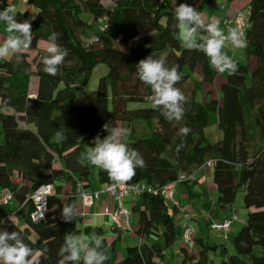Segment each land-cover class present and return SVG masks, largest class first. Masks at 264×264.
Masks as SVG:
<instances>
[{"label": "trees", "instance_id": "1", "mask_svg": "<svg viewBox=\"0 0 264 264\" xmlns=\"http://www.w3.org/2000/svg\"><path fill=\"white\" fill-rule=\"evenodd\" d=\"M214 1L111 0L108 6L103 0H28L38 10L36 17L29 21L25 11L15 13L17 21L31 23L32 44L19 56L0 59V190L13 194L10 203L0 200V230L22 234L33 250L32 264H59L60 247L71 233L99 235L108 256L105 264H168L164 251L179 238L174 218L178 204H172L173 213L162 186L182 175L181 182L186 183L209 162L219 206L232 205L244 191L248 209L245 224L232 239L235 251L229 253L221 245L224 258L218 264H264V0H250L245 8L249 17L245 56L249 61L255 56L256 66L233 58L238 70L234 75L226 73L220 86L222 98L201 102L197 93L214 82L217 71L204 53L182 45L173 27V10L185 3L201 12ZM94 22H101L98 29H93ZM53 32L58 33L57 44L68 51L55 76L43 71L46 48L40 46L49 42ZM150 55L163 59L169 68L178 66L182 78L175 87L188 98L179 122H169L151 106V88L135 76L138 62ZM99 63L109 70L100 78L97 93L85 98L84 89ZM32 76L38 77L34 95L29 92ZM212 113L222 132L214 143L206 136ZM136 119L149 124L154 120L152 136L133 135ZM118 122L130 130L124 142L145 162L128 182L144 183L140 195L128 201L136 219L133 233L151 240L129 243L121 254L107 243L101 227H83L80 216L72 222L61 218L64 204L79 206L73 190L65 197L66 182L80 181L86 188L112 183L100 169L92 180L94 166H80L77 157L94 146L97 135L103 139L108 134L104 124L115 127ZM185 126L192 131L186 137L178 135ZM43 184L52 185L48 213L45 220L34 223L32 195ZM218 247L207 242L194 252L182 245L181 251L190 264H215L208 252Z\"/></svg>", "mask_w": 264, "mask_h": 264}, {"label": "clouds", "instance_id": "2", "mask_svg": "<svg viewBox=\"0 0 264 264\" xmlns=\"http://www.w3.org/2000/svg\"><path fill=\"white\" fill-rule=\"evenodd\" d=\"M173 11L176 21L173 27L178 30L182 45L188 50L195 49L204 53L210 66L219 73L234 75L238 65L223 50L226 47L234 49L247 47L239 27H228L225 32L218 21H206L200 12L185 3L179 4ZM15 13L14 6H7L0 11V22L6 25L7 33L6 38L0 42V59L19 56L32 44L31 23L27 20L17 21ZM57 38L58 33L53 32L50 35L45 49L46 55L42 59L43 71L51 76L57 74L58 66L63 64L68 54L67 49L57 44ZM135 76L151 88L152 95L148 98L151 106L159 109L166 120L179 122L183 119L184 105L188 102V98L175 87L182 78L178 66L169 68L163 59H155L150 55L138 62ZM103 129L108 134L103 139L97 135L92 141L94 146L81 152L77 157V163L80 166L90 164L106 172L112 187L124 186L135 176V169L143 167L145 162L137 150L129 148L124 142V138L129 134L127 128L118 125L112 127L110 123H106ZM191 131L185 126L179 129L178 135L186 137ZM181 147L182 144L178 145L177 150ZM79 215L75 202L64 204L61 218L65 222H72ZM10 220L13 222L11 217ZM32 255L33 250L25 244L20 232L9 233L7 230H0V264H32L29 259ZM58 255L61 257L59 264H75L77 261H82V264H105L108 259L100 237L93 235L85 239L75 233L65 236Z\"/></svg>", "mask_w": 264, "mask_h": 264}, {"label": "crops", "instance_id": "3", "mask_svg": "<svg viewBox=\"0 0 264 264\" xmlns=\"http://www.w3.org/2000/svg\"><path fill=\"white\" fill-rule=\"evenodd\" d=\"M250 0H232V1H228V0H215L212 3L206 4L203 8V12H200L201 14H203V18L210 22V21H218L219 22V26L225 30V32L227 31L228 27H235L233 25V23L231 22V20L234 18V16L236 15V13L238 11L244 10L245 8H247V5L249 3ZM26 4H30L28 2V0H0V11H3L4 8H6L7 6H14L16 9V12L18 11H22V12H26L29 13L28 8L26 7ZM31 5V4H30ZM33 6V5H31ZM6 29V25L3 22H0V42L3 41L4 38H6L7 33L5 31ZM199 36V34H198ZM45 44H48L47 42H42L41 43V47H45ZM46 48V47H45ZM228 48L230 47H226L223 51L229 55V52L232 51L231 48L230 50H228ZM232 55H229L231 58L234 59H238L240 61L241 58L238 57L237 58V53H236V49L235 52H231ZM236 53V55H235ZM226 73H219L217 71V77L214 80V82H212L210 85H204L202 86V88L200 89V91L197 93V99L201 102H206L208 100H210L211 98H222V93L220 90V86L221 83L223 81V79L225 78ZM34 77L36 76H32L31 80H30V89L29 92L34 95L36 94L37 91V85L34 82ZM212 128V129H211ZM213 132L214 136L211 135V133ZM206 136L208 138V140L211 142L212 137H221L222 136V132L219 130L218 125H217V117L213 116L211 119V125L208 127V131H206ZM218 139V138H217ZM57 167H59V163L56 164ZM211 182H213V184H211ZM95 187L93 188H87V189H103L104 187H101L99 185L94 184ZM66 187V189H64V194L65 197L67 198V196L71 193V191L73 190V192L76 193L77 195V202L79 205V212L82 210V200L81 197L79 196L80 190L81 188H86L83 186L82 182H78V183H72L71 182H66L64 188ZM214 190L217 191L216 185L213 181V169H212V165L209 163H206L205 165L201 166L199 169H197L194 174L190 177L187 178V182H179L175 187H174V194H173V199L177 204L178 207L176 208L177 211H180V207H183V209H189L191 212H185L183 211L184 215H180L181 219L184 220V224H185V217L186 215L188 216V221L191 222L192 224L194 222L198 223V237L197 239L199 240L198 242V247L200 244H207V242H211V223L212 222H217L220 221L221 219H223L224 217H228L233 213H230V215L225 214L224 210L227 207H221L219 206V204L217 203V200H214L211 197V192H213ZM5 190H0V195L4 193ZM218 195V192L216 194V196ZM182 197V198H186V202L185 204H181L180 201L182 200H178L176 197ZM217 197H215L216 199ZM131 201V198L128 200ZM217 203V205H216ZM173 204V203H172ZM114 208V203L111 199L110 194L107 191H103L100 193L99 197L95 200L94 205L92 207H90L88 209V214L85 217L80 216L81 222L80 224L83 225V227H86L88 225H93V226H97V227H101L103 229L106 241L109 245L116 246L117 250L119 251V253H123L125 251V244L128 243H148L151 240H142L140 238H138L133 231H130L128 233V231H126V233H123V230H118L115 229L113 222H112V210ZM189 211V210H187ZM236 214V213H235ZM228 215V216H226ZM133 217V216H132ZM108 220V223L110 224V228L114 231V233L112 232H106L104 230V226L103 224ZM133 223L135 224L136 219H132ZM204 220L207 223V229L205 227V225H203L201 223V221ZM183 224V226H184ZM194 225V224H193ZM240 223L236 221H233L232 226H233V230L232 232H237L239 229ZM239 226V227H238ZM236 229V230H235ZM183 230V229H182ZM182 230H181V234H182ZM206 230H208V234H207V238L205 236ZM231 230V229H230ZM216 232V231H215ZM124 234H126V236H124ZM180 234V235H181ZM220 236L222 237L224 233L219 232ZM116 235V236H114ZM136 236V237H134ZM160 242L162 241V239H158ZM200 240L202 242H200ZM127 242V243H126ZM179 244V242H178ZM172 246H174V248L171 251V258L174 257H178V255H180L181 253L183 254V252L181 251V247H182V243L180 244V251L179 253L177 252V246L175 244H173ZM170 246V247H172ZM168 247V248H170ZM166 248V250L168 249ZM166 250L164 251V254H166ZM196 251V250H194ZM194 251H189V252H194ZM211 252V251H210ZM208 252V254L210 253ZM183 258V262L184 263H188L189 260Z\"/></svg>", "mask_w": 264, "mask_h": 264}, {"label": "built area", "instance_id": "4", "mask_svg": "<svg viewBox=\"0 0 264 264\" xmlns=\"http://www.w3.org/2000/svg\"><path fill=\"white\" fill-rule=\"evenodd\" d=\"M192 2L196 0H190ZM231 22L235 27H239L240 32L244 38L246 28L249 26V17L246 9L238 11ZM211 164V162H209ZM185 179L182 175L177 180L167 183L162 186V194L169 200L173 199L174 187ZM144 188V183H126L124 186L112 187V183L105 186L103 189H87L81 188L79 196L82 200V210L80 211V216L85 217L88 214V209L94 205L95 200L99 197L100 193L107 191L114 203V208L112 210V221L116 229L133 231L134 224L132 221V212L127 208L128 198L135 199L140 195L142 189ZM52 192V185L43 184L40 186L32 195L35 201V209L31 214V219L34 223H40L46 219L48 213L47 199L49 194ZM13 199V194L10 191H5L0 200L4 203H10ZM173 203H176L173 201ZM177 204V203H176ZM185 224L183 226L181 241L185 248L189 251H194L198 247L197 242V228L188 221V216L185 217ZM237 214H232L228 217H224L220 221L212 222L211 229L220 231L222 233H228L232 227L233 221L237 220ZM223 234V235H224Z\"/></svg>", "mask_w": 264, "mask_h": 264}, {"label": "rangeland", "instance_id": "5", "mask_svg": "<svg viewBox=\"0 0 264 264\" xmlns=\"http://www.w3.org/2000/svg\"><path fill=\"white\" fill-rule=\"evenodd\" d=\"M103 2L106 5H108V6L111 5V0H103ZM26 7L29 10L28 19H29V21H32L36 17L38 10L34 6H31L30 4H26ZM201 12H203V10ZM202 17H203V14H202ZM85 18L90 20V21L92 20V16L90 14H86ZM100 24H101V22H94L93 29H98ZM94 40H95V38L92 39V41H94ZM45 47H47V44H45ZM230 49L231 48H228V50H230ZM231 52H235V49H232V51L229 52V55H232ZM236 53L238 54L237 58L240 57L242 62L247 64L250 68H253L254 65L256 66V61H257L256 57L253 56L250 59V61H249L248 58L245 56V49H236ZM236 53H235V55H236ZM34 54H35V52L31 51V55L33 56ZM108 70H109V67L105 63H99L93 68V71H92V74L90 76L89 82H88L86 88L84 89V93L85 94L83 96L85 98L87 96H94L97 93L99 80H100V78L102 76L107 74ZM34 78H35L34 82L36 83V85H38V77H34ZM213 116L217 117V115L215 113L211 114V118ZM153 121L154 120L151 121V124H152L151 125L146 120L136 119L133 122V125H131L132 126V130H133V135H135V136H146V137L152 136L153 126H154V122ZM117 125L120 126V127H124V128L128 129V126H126L125 123L118 122ZM206 131H208V128L206 129ZM128 132H130V130H128ZM211 135L214 136L213 132L211 133ZM128 136H129V134H128ZM217 138L219 139V137H217ZM217 138L216 137H212L213 141H211V143H214L217 140ZM97 170H98V168H96L94 166L93 167V173L91 175V179L94 180V181H95L94 178L96 177V174H97ZM211 184H213V182H211ZM64 189H66V187ZM217 192L218 191H216V190L211 192V197L214 200H217V198L215 199V197H218V195L216 196ZM176 198L178 200H182V201H180L181 204H185V202L187 201L186 198H182V197H179V196H177ZM243 198H244V191H240L237 194L234 203L232 205L228 206L224 210V213L228 214V215H230V213H233V212L237 214V216H238L237 222L240 223V225H239L240 227L238 226L239 229L243 226V224H245L247 216H248V209L245 208V206H244ZM129 199L130 198L126 199L127 200L126 201L127 202L126 206H127L128 209H130V203L128 202ZM173 201L174 200L169 199L168 200V205L170 206L171 211L174 213L173 206H172ZM216 205H217V203H216ZM78 209H79V206H78ZM187 210H189V211H187ZM130 211H131V209H130ZM183 211L191 212L190 208L189 209H186V208L183 209V207H180V211H177V212L174 213V218H175V222H176V225H177V231L179 233V238H178L177 242L175 243V245L177 246V252L178 253L180 251V244H181V235L180 234H181V230L183 229V224H184V220L181 219V216H180V215H182V216L184 215ZM228 215H226V216H228ZM132 219H135V216H133ZM78 221L81 222V219H78ZM201 223L203 225H205V227L207 229L208 226H207L206 221L202 220ZM193 224H194V226L196 228H198V223L194 222ZM103 226H104V230L107 233L108 232H111V233L113 232L114 233V231L110 228V224L108 223V220L103 224ZM232 228H233V226H232ZM232 228H231V230L228 233H225L222 237L219 234L220 231L211 229L212 230L211 233H210L211 240H212L211 242L214 243V244H218L219 245V247L216 250H213V251H211L209 253V259L211 260V262H214L215 264H218V263H220L222 261V259L224 257L222 256V247H221V245H223V244L226 245V248H227L229 253H233L235 251L234 250L233 241H232L233 237L235 236V232H232V230H233ZM123 231H124L123 233H126L125 230H123ZM128 233H129V231H128ZM207 234H208V230H206V233H205L206 238H207ZM94 235L97 236V237H100L99 235H96V234H94ZM114 236H116V235H114ZM124 236H126V234H124ZM134 237H136V236H134ZM83 238L88 239L89 237L84 236ZM178 242H179V244H178ZM128 245H129V243H128ZM128 245L125 244V248ZM173 248H174V246H172V247H170V248H168L166 250V254L164 256V263H168V264H190V262H188V263L187 262L186 263L183 262L184 254H182V253L180 255H178V257L171 258L172 256H171V251L170 250H172ZM124 253H125V251H124Z\"/></svg>", "mask_w": 264, "mask_h": 264}]
</instances>
